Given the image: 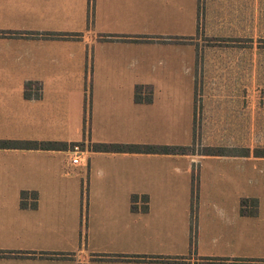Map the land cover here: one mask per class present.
Wrapping results in <instances>:
<instances>
[{"label": "crops", "instance_id": "obj_1", "mask_svg": "<svg viewBox=\"0 0 264 264\" xmlns=\"http://www.w3.org/2000/svg\"><path fill=\"white\" fill-rule=\"evenodd\" d=\"M197 31L198 0H0L1 141L49 143L0 146V264H264V157L135 148L193 141Z\"/></svg>", "mask_w": 264, "mask_h": 264}, {"label": "rangeland", "instance_id": "obj_2", "mask_svg": "<svg viewBox=\"0 0 264 264\" xmlns=\"http://www.w3.org/2000/svg\"><path fill=\"white\" fill-rule=\"evenodd\" d=\"M255 2L252 1V11L249 2L248 10L243 5V12L232 13L224 10L225 0H198L194 139L185 140L187 144L179 141V146L187 145L182 146L186 152L222 153L237 148L243 153L250 150L264 153V0H257V10ZM235 51L242 52V56L234 55ZM229 99L242 104L241 110H237L242 112V139L232 142L205 139L203 123L206 122L207 128L212 123L215 134L211 136H218L226 120L218 114L226 110L205 108L203 101ZM4 131L0 129V134ZM128 133L133 140L129 143L148 144L145 126L140 128L132 123ZM4 139L7 138L0 137V141ZM79 170L82 168H67L72 175ZM87 174H82L84 182L79 186L86 198L90 195ZM263 176L262 170L256 172V179Z\"/></svg>", "mask_w": 264, "mask_h": 264}, {"label": "trees", "instance_id": "obj_3", "mask_svg": "<svg viewBox=\"0 0 264 264\" xmlns=\"http://www.w3.org/2000/svg\"><path fill=\"white\" fill-rule=\"evenodd\" d=\"M27 86V84H26ZM11 144H18L20 146H23V148H44L46 146H49V143H44V142H33V141H22V142H11V141H5L2 142L0 141V146L4 145V146H8ZM129 148L133 149V146H130ZM135 148H139L141 149V151L143 152H157V153H161V152H165V151H173V152H177V153H186V149L185 147L182 146H177V147H168V146H151V145H143V146H137ZM256 156H260V157H264V153L259 152L258 150H255L253 152ZM207 154H218V153H207Z\"/></svg>", "mask_w": 264, "mask_h": 264}, {"label": "built area", "instance_id": "obj_4", "mask_svg": "<svg viewBox=\"0 0 264 264\" xmlns=\"http://www.w3.org/2000/svg\"><path fill=\"white\" fill-rule=\"evenodd\" d=\"M82 151L83 150H82L80 145L74 144L72 146V148L70 149V152L72 154L71 159H70V163L72 165L77 166L80 164V162H81V156L80 155H81Z\"/></svg>", "mask_w": 264, "mask_h": 264}]
</instances>
